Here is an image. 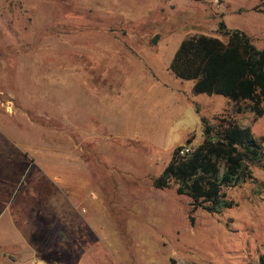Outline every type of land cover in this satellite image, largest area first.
I'll return each mask as SVG.
<instances>
[{"label":"rangeland","instance_id":"rangeland-1","mask_svg":"<svg viewBox=\"0 0 264 264\" xmlns=\"http://www.w3.org/2000/svg\"><path fill=\"white\" fill-rule=\"evenodd\" d=\"M220 22L264 48V0H0V264H259L264 161L220 213L152 185L206 122L264 148V113L169 69Z\"/></svg>","mask_w":264,"mask_h":264},{"label":"trees","instance_id":"trees-1","mask_svg":"<svg viewBox=\"0 0 264 264\" xmlns=\"http://www.w3.org/2000/svg\"><path fill=\"white\" fill-rule=\"evenodd\" d=\"M77 31H86L80 24ZM55 30V29H52ZM57 31V30H56ZM221 40L200 34L183 39L173 54L169 69L179 79L193 80L195 93L220 94L233 103L234 113H264V48H258L239 29L218 24ZM205 121V120H204ZM204 138L183 155L175 148L154 188L176 184L179 195H187L193 209L209 214L233 206L226 190L252 177V167L264 161V148L248 126L234 122L205 123ZM264 264V252L259 255Z\"/></svg>","mask_w":264,"mask_h":264},{"label":"built area","instance_id":"built-area-1","mask_svg":"<svg viewBox=\"0 0 264 264\" xmlns=\"http://www.w3.org/2000/svg\"><path fill=\"white\" fill-rule=\"evenodd\" d=\"M190 150H191V148H189L188 146L181 147V148L179 149V154H180V155H183V154L189 152Z\"/></svg>","mask_w":264,"mask_h":264},{"label":"water","instance_id":"water-1","mask_svg":"<svg viewBox=\"0 0 264 264\" xmlns=\"http://www.w3.org/2000/svg\"><path fill=\"white\" fill-rule=\"evenodd\" d=\"M156 39H157V37L155 36V37H153L152 38V43H155L156 42Z\"/></svg>","mask_w":264,"mask_h":264}]
</instances>
